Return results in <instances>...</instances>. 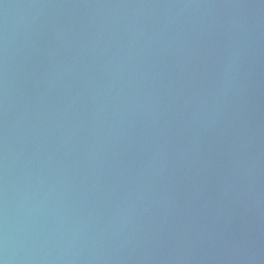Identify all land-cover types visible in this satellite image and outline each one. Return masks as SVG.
Here are the masks:
<instances>
[{"label":"water","instance_id":"1","mask_svg":"<svg viewBox=\"0 0 264 264\" xmlns=\"http://www.w3.org/2000/svg\"><path fill=\"white\" fill-rule=\"evenodd\" d=\"M0 264H264V0H0Z\"/></svg>","mask_w":264,"mask_h":264}]
</instances>
